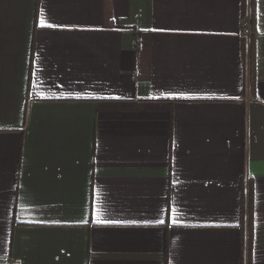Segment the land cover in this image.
<instances>
[{
	"label": "crops",
	"instance_id": "0c3cea01",
	"mask_svg": "<svg viewBox=\"0 0 264 264\" xmlns=\"http://www.w3.org/2000/svg\"><path fill=\"white\" fill-rule=\"evenodd\" d=\"M252 4L0 0V264H264Z\"/></svg>",
	"mask_w": 264,
	"mask_h": 264
},
{
	"label": "trees",
	"instance_id": "16d2710c",
	"mask_svg": "<svg viewBox=\"0 0 264 264\" xmlns=\"http://www.w3.org/2000/svg\"><path fill=\"white\" fill-rule=\"evenodd\" d=\"M253 0H243V17L246 15L247 13V10H249V13L251 15V17L253 16ZM246 39L244 36H242L241 38V47H242V51H243V54H244V57L248 56V60L249 62H251V59H252V45H253V38L251 36L250 38V45L247 49V45H246ZM250 211V196H248V212ZM249 222V221H247ZM248 236H247V246H248V249L250 247V244H251V233H250V230H249V224H248ZM249 264V262H248Z\"/></svg>",
	"mask_w": 264,
	"mask_h": 264
},
{
	"label": "built area",
	"instance_id": "2783aa9c",
	"mask_svg": "<svg viewBox=\"0 0 264 264\" xmlns=\"http://www.w3.org/2000/svg\"><path fill=\"white\" fill-rule=\"evenodd\" d=\"M250 21H251L250 13H249V10H247L246 15L242 18V21H241L242 36H244L247 41L246 42L247 48L250 45V38L252 36Z\"/></svg>",
	"mask_w": 264,
	"mask_h": 264
},
{
	"label": "snow or ice",
	"instance_id": "6c2138e0",
	"mask_svg": "<svg viewBox=\"0 0 264 264\" xmlns=\"http://www.w3.org/2000/svg\"><path fill=\"white\" fill-rule=\"evenodd\" d=\"M45 26H47V27H52V25H45L44 24V22L43 21H41V27H45ZM159 223H163V221H159ZM173 223H175V221H173Z\"/></svg>",
	"mask_w": 264,
	"mask_h": 264
}]
</instances>
